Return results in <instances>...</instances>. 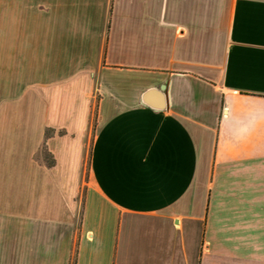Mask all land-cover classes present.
Returning a JSON list of instances; mask_svg holds the SVG:
<instances>
[{"label":"crops","instance_id":"0c3cea01","mask_svg":"<svg viewBox=\"0 0 264 264\" xmlns=\"http://www.w3.org/2000/svg\"><path fill=\"white\" fill-rule=\"evenodd\" d=\"M3 1L1 32H22ZM51 1L2 73L26 63L31 102L0 105L30 112L0 118V159L24 167L16 217L55 225L50 264L73 237L74 264H264V0Z\"/></svg>","mask_w":264,"mask_h":264},{"label":"rangeland","instance_id":"374dc122","mask_svg":"<svg viewBox=\"0 0 264 264\" xmlns=\"http://www.w3.org/2000/svg\"><path fill=\"white\" fill-rule=\"evenodd\" d=\"M58 2L59 1H55V4L57 5L53 6L54 2L51 0H7L8 11H10V8H15L17 4H21L22 7H24L22 8L20 6V8H17L19 10L18 15H21L24 12L22 16L8 15L9 17L5 19L6 23L12 25L10 27H13L15 24L18 25V27L23 25L22 32L24 34L22 32L16 33L14 31L1 32L0 30V105H10L17 102L21 103V100H23V103L25 104L31 102L30 94L32 79L30 72L25 68L26 63L23 62V69L21 67V71H19L21 74L18 78L7 79L6 74H3L4 78H2V73H10L11 68L16 72L17 69L12 65L13 63L10 59L11 56L14 55L12 54V51H15V53L16 50L19 52V49L24 51L27 46L30 45L29 34H32L30 29L33 26L46 24L48 14L51 10H56V12L59 13V5L63 1H61L60 4H58ZM1 6H5L3 0H0V7ZM106 7H110L109 2H107ZM24 29L26 30L24 31ZM17 39L21 42L18 44L19 46L16 47V43H18L16 41ZM1 67L3 68L1 69ZM96 100L97 97L93 95L89 106L87 126L83 136V156L81 160L82 181L86 179L88 171L91 142L96 122ZM29 114L30 112L23 110L17 113L4 111L0 112V118L26 120L30 119L28 117ZM8 126L10 127L9 123L7 127ZM19 151L21 150L19 149ZM9 152H13L12 149H10ZM41 154L45 157V162L47 164L52 161L51 156L47 153L45 145L41 148ZM12 156L13 155L9 153L6 154L3 160L0 159V198L2 197V203H0V264H50L49 261L51 260V257L48 255V249L53 247V238L51 235L54 233L55 225L49 222H37L28 216H24L23 219L22 217H16V212L21 211V203H7L11 201L15 194L17 169L23 167L22 161L16 162V158ZM17 164H19V167ZM82 191L83 190H81L79 186V195L82 194ZM72 204L74 210V236L80 221L81 203ZM75 255L76 240L73 237L69 264H74Z\"/></svg>","mask_w":264,"mask_h":264},{"label":"water","instance_id":"95a60500","mask_svg":"<svg viewBox=\"0 0 264 264\" xmlns=\"http://www.w3.org/2000/svg\"><path fill=\"white\" fill-rule=\"evenodd\" d=\"M165 88H166V85H165V84H162V85L159 86V88H158L159 90H156V89H150V90L148 91V93L144 95V97H143L144 100L147 101V102H149V100H148V98H147L148 95H150L151 93L156 92V91H164ZM156 105L161 106L162 103H158V104H156Z\"/></svg>","mask_w":264,"mask_h":264},{"label":"trees","instance_id":"16d2710c","mask_svg":"<svg viewBox=\"0 0 264 264\" xmlns=\"http://www.w3.org/2000/svg\"><path fill=\"white\" fill-rule=\"evenodd\" d=\"M53 162H54V161L52 160V161H51V162H49L48 164H49V165H51V164H53Z\"/></svg>","mask_w":264,"mask_h":264}]
</instances>
